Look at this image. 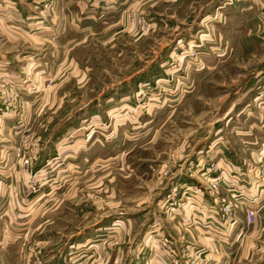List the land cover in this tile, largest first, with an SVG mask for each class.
<instances>
[{
  "label": "rangeland",
  "instance_id": "374dc122",
  "mask_svg": "<svg viewBox=\"0 0 264 264\" xmlns=\"http://www.w3.org/2000/svg\"><path fill=\"white\" fill-rule=\"evenodd\" d=\"M249 1L238 0L237 10ZM235 2L89 0L81 13L98 18L66 20L60 0H0V53L14 55L20 65L35 59L42 66L36 77L21 72L17 83L0 76V115L20 116L13 151L25 192L33 203L45 193V207L4 251L2 264H59L60 251L64 264H155L160 241L146 246L141 235L154 229L148 226L156 200L175 186L178 163L187 181L198 162L182 160L196 156L193 151L200 168L215 160L219 145L232 154L251 135L264 142V129L242 132L251 121L239 112L249 111L253 94L264 100V8L255 20L243 12L235 17ZM91 105L96 117L87 112ZM73 119L81 121L61 145L57 134ZM87 132V161L81 154L69 158L62 147ZM44 145L56 146L55 158L37 169ZM27 152L33 154L30 177L21 164ZM243 154L264 180V159ZM140 161L147 171L139 170ZM219 199L234 203L226 187ZM181 200L171 193L162 209ZM163 262L201 260L172 253Z\"/></svg>",
  "mask_w": 264,
  "mask_h": 264
},
{
  "label": "crops",
  "instance_id": "0c3cea01",
  "mask_svg": "<svg viewBox=\"0 0 264 264\" xmlns=\"http://www.w3.org/2000/svg\"><path fill=\"white\" fill-rule=\"evenodd\" d=\"M50 1L55 2L56 0ZM60 1L61 4L64 5V11L61 13V18H65L66 20L98 18L96 15H82L83 11L80 9H83L85 7V1L89 0ZM249 2L251 3L249 6H247L244 10L242 9L243 11H239L237 10L239 7L238 0H236V7L234 6V11H236L234 13L235 17L239 16L241 12H243V15L251 18V20H255L257 15L259 16L260 13H263L262 11H259V8H264V3H261V0H252ZM254 4L259 13L256 9H254ZM259 4L261 6H259ZM68 5L72 8L70 9ZM76 9H79L80 11L77 12ZM3 19L2 13L0 20ZM233 30L234 29H232V32ZM235 31L242 32L243 28L235 26ZM253 31L256 32L257 29L253 28ZM14 57L15 56L12 54H6L1 51V77L9 78L12 83H17L24 72H27L24 73L26 74V77L30 76V72H32L34 77H36L39 73H36L38 71H36V69L42 67L39 65L40 62H36V60L33 59L34 61H27L25 64L20 65ZM41 61L44 63L46 62L45 60ZM24 69H27V71ZM262 85L264 87V84ZM27 99L29 103L27 102V113L24 115V118L27 117L26 119L29 121L33 101H31L32 97H30V95H28ZM97 99L98 98L96 97L95 100ZM250 102L252 107L248 108L249 111H245L247 110L245 108L239 109V112L243 114V117L247 116V118H250L248 119V122L251 121L248 124L247 122H245L246 124L243 122L245 124V129L242 132L249 133V130H252L258 133L264 129V100L260 102L259 96H255V94H253ZM80 110V113L82 114L83 109L80 108ZM95 111L96 110L93 105H91V108L87 110L88 114H91L93 117H96ZM19 118L20 116L13 115V113L11 116L0 115V264H2L1 256L4 251L10 248V244L16 243V241L21 238L20 232L32 222V219L35 216H33V213L37 210H42L45 207V202H42L45 198L42 200L40 199L44 197L45 193L43 196L37 195L36 198L38 199L33 203V197L29 198V194L25 192V183L23 180L24 174L19 168V162L14 157L13 147L17 143L20 127L22 126L18 124ZM80 121L81 120L73 119L66 125L65 128L59 131L57 134L59 136H57L56 139L60 138L61 145L62 142L66 141H63V137L66 135L69 139L71 135L68 134L71 132V129H73L76 125H79ZM117 125L121 126V124ZM89 138L90 135L87 132L85 138L82 140H76L75 144L66 145L62 148H65L64 150L67 156L71 154L69 158L77 157L81 154L87 161V157H89V144H87L90 142ZM259 139V136H249L248 139L244 140V143L241 146L242 151L237 152L235 150L236 152L234 151L232 154H230L226 146L221 147L219 145V148L216 149L211 156L215 158V161H219L230 168L244 171L246 170L247 165L243 151L247 152L252 158L264 159V142H260ZM112 141L113 140L109 141L110 144H116ZM51 143H54V141L52 140ZM52 145H47V147L44 145L40 158L36 162L37 169L44 167L46 160L55 158V151L52 149L56 148V146L52 148ZM193 153L196 156L193 155L189 157L188 155L186 159L182 160L185 164L188 163L190 165H194L198 162L194 165L193 172L189 174L191 179L187 180L188 182L186 181V170H182V164L178 163L181 168H178V175L173 181L175 182V186L169 188L170 190H167L168 193L162 190L160 194L161 196L156 200V214L152 220L153 224L148 226H154V229L145 228L141 235L142 242L148 246L149 242L151 244H157V242L159 243L161 239L165 238L170 242L173 254L177 257L196 256L200 258V264H231L233 261H235V264H264V194H261V198L259 197L257 203L255 204L256 212L252 223H247L245 221V213L239 208L236 209L234 222L232 223L231 228L229 230L223 227L220 228L214 220L212 200L205 195L195 194L192 191L184 192L181 188L183 183L196 184V182H203L201 173L202 167H198L201 165V160L197 157L198 151H193L190 154ZM55 163H57V161H55ZM138 164L140 165L138 167L141 172L144 169H147L145 168L147 164L145 161H140ZM248 172L250 173V171ZM249 173H247V175L243 174V181L249 180ZM164 192L166 193V196ZM171 193H177L180 197H182L183 206L181 209L177 207H172L169 210L162 209L163 203L161 202ZM207 221L210 222L209 226L205 225ZM110 225H115V221L111 222ZM155 251L157 253H155L152 257L155 259V264H165L163 259L165 258L166 252L159 250L157 247L155 248ZM147 254L148 252H146V255ZM62 255L61 251L58 252L56 260L60 261L59 264H64V257H62Z\"/></svg>",
  "mask_w": 264,
  "mask_h": 264
},
{
  "label": "built area",
  "instance_id": "2783aa9c",
  "mask_svg": "<svg viewBox=\"0 0 264 264\" xmlns=\"http://www.w3.org/2000/svg\"><path fill=\"white\" fill-rule=\"evenodd\" d=\"M20 152V148L17 149ZM17 152V154H18ZM33 160V154L26 153L21 156V164L24 167L23 171L29 175L33 174L30 165ZM254 168L256 170H254ZM248 171L254 174L248 176H254V181L249 180L248 186L243 181V174L247 175ZM202 178L203 182L198 184L183 183L181 188L184 192L192 191L195 194L207 195L213 204L214 220L216 224L229 230L234 222L236 209H242L245 213V221L252 223L255 217V204L257 200L264 194L262 187L264 186L263 175L258 167H246V170L240 171L234 168H230L227 165L215 161L213 159L202 161ZM230 192V195L234 199V203L229 200L219 199L220 189L224 188ZM260 190V191H259ZM174 195V194H173ZM193 198V197H192ZM192 201V199H191ZM178 208H182L183 202H175ZM193 203V201H192ZM194 207V206H193ZM203 220V219H201ZM211 221V220H210ZM204 222V221H202ZM206 226L210 225L207 221ZM160 247L167 255L173 253L170 242L163 238L160 240Z\"/></svg>",
  "mask_w": 264,
  "mask_h": 264
}]
</instances>
